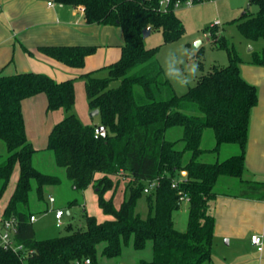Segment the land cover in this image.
Here are the masks:
<instances>
[{"label": "trees", "instance_id": "1", "mask_svg": "<svg viewBox=\"0 0 264 264\" xmlns=\"http://www.w3.org/2000/svg\"><path fill=\"white\" fill-rule=\"evenodd\" d=\"M56 1L84 5L88 23L118 25L124 34L118 60L82 75L90 108L99 110L100 124L84 123L75 113H69L54 124L46 146L57 165L65 168L72 187L84 190L91 185L98 205L112 217L100 221L85 211L84 227L74 228L69 223L65 234L37 237L30 219L35 214L29 209L31 193L35 190L42 200L45 187L59 184L61 177L35 167L37 149L27 136L22 101L43 92L48 111L70 110L75 102L74 80L58 81L37 71L0 73V139L7 150L0 154V197L14 167L17 163L20 166L15 190L2 216L16 219L14 239L27 250L23 259L20 253L0 246V264H75L86 258L90 264H97L99 254L118 257L124 245L132 242L135 249H142L148 240L152 241L153 257L140 259L138 264H210L218 179L238 177L240 191L236 196L264 200V181L243 177L250 114L258 102L257 86L241 74L244 60L226 37H215L212 27L213 40L227 50L228 64L213 65L195 85L179 94L155 58L157 47L146 46L143 36L147 26L159 29L164 42L183 33L182 19L174 7L178 0H171L167 10L160 7V0ZM249 2L256 3L258 10L253 13L247 9L235 20L240 33L255 41L264 38V0ZM96 49V45L79 44L38 47L74 67H82L86 56ZM26 51L31 53L28 48ZM251 56L249 62L264 65V47L253 50ZM104 70L106 74L99 76ZM99 125H104L106 132L96 135ZM174 126L182 127L183 148L176 147V140L166 138V130ZM206 128H211L216 138L213 150H219L223 143H236L239 153L212 162L201 160ZM187 151L190 156L184 161ZM122 173L131 182L117 207L114 176ZM153 179L158 185L147 193L148 212L142 216L136 209L137 202L147 181ZM174 180L176 186L172 185ZM108 190L112 194L107 198ZM180 192L189 196L184 230L176 227L173 216L182 203ZM77 203L72 199L69 206Z\"/></svg>", "mask_w": 264, "mask_h": 264}, {"label": "rangeland", "instance_id": "2", "mask_svg": "<svg viewBox=\"0 0 264 264\" xmlns=\"http://www.w3.org/2000/svg\"><path fill=\"white\" fill-rule=\"evenodd\" d=\"M249 3V0H204L202 2H195L191 6L182 5L176 9V13L182 19L184 27L183 33L173 41L164 42L162 32L159 29H153L149 35L145 36V45L148 47H157L158 50L155 58L161 63L164 70L165 57L170 50L172 56L177 60L183 59L184 56L188 55L184 52V50H187L191 54V61L198 64V75L194 83L190 85L193 86L196 84L199 77L209 71L213 65L225 66L229 61L227 50L213 40L211 36L212 27L215 28V37H217V39L221 35L226 37L230 45H234L244 61H248L252 58L251 55L253 50L260 51L262 47H264V38L251 41L245 38L238 29L235 19L239 18L247 9L253 13L258 10V5L256 3H251L248 8L247 5ZM217 21H219V23L215 24ZM198 41H200V43ZM197 42L198 44L195 45ZM105 74V70L98 73L99 76ZM73 80L75 84L74 105L70 110L62 108L60 111L61 117L57 121L73 112L84 123L100 124V116L98 114L94 116L90 114L92 109L90 108L85 93V78L77 76ZM171 82L179 94L184 93L190 87L187 86L182 88L172 80ZM115 84H117V82ZM25 110L30 125V131L31 129L34 130L32 132L37 135L35 141L41 148L34 154L33 162L35 167L43 172L61 177V182L59 184L45 187V194L42 200L38 199L35 190L31 193L29 209L37 216L36 221L33 222L37 237L46 238L65 234L68 232L67 225L69 223H71L74 228L84 227L86 224L84 217L85 211L89 214L96 215L100 221L111 218L112 216L106 214L98 205L96 190L93 187L84 190L74 189L71 180L66 176L65 168L57 165L53 152L45 147L48 142V128H50L49 126L56 116L52 114L45 115L43 103H32L29 107L26 106ZM55 113L58 114L54 115H59V112ZM165 135L166 138L177 141L176 147L183 148L184 142L181 140V126L168 128ZM215 145L216 138L213 130L211 128H206L201 143L205 151L200 156V159L212 162L239 153V146L236 143H223L219 150H213ZM6 153V146L0 139V154ZM189 156V152H185L184 161H187ZM19 172L20 166L17 163L8 186L0 197V214L15 190ZM244 176L246 177V174ZM114 179L117 181L115 187V195H117L116 203L120 204L121 198H123L122 195H124L127 190V186L131 182V179L124 173L114 176ZM226 179H235L237 185L229 186L225 184ZM215 189L237 194L240 191V179L238 177L222 176L221 180L216 184ZM111 194L112 190H108L105 196L110 197ZM50 195L55 197V202L49 200ZM142 195L143 196L138 200L136 209L142 216H146L148 207L145 196L147 193L144 192ZM75 198L78 203L69 206V201ZM58 206H62L65 209V215L63 217L64 224L62 226L56 225L55 212L53 209ZM173 216L176 227L184 230L188 221V202L186 200L182 201L180 208L174 211ZM222 241L224 243L219 242L218 244L217 242V244H213V257H221L227 264H239V262H235L234 259L240 252L245 250V246L239 247L234 243L227 245L225 239ZM101 248L102 245L100 244L99 251ZM152 257L153 248L151 240H148L146 246L142 249H135L132 242H130L128 245L123 246L122 254L118 257H106L99 254L97 264H138L140 259L149 260ZM210 264L216 263L212 260Z\"/></svg>", "mask_w": 264, "mask_h": 264}, {"label": "crops", "instance_id": "3", "mask_svg": "<svg viewBox=\"0 0 264 264\" xmlns=\"http://www.w3.org/2000/svg\"><path fill=\"white\" fill-rule=\"evenodd\" d=\"M84 9V5L81 4H64L56 0H0V73L37 71L47 73L61 81L74 79L77 76L83 77L86 72L118 60L125 42L121 26L88 23ZM54 44L96 45L97 49L86 56L82 67H74L38 50L41 45ZM26 48L30 49L31 53H28ZM249 61L240 64V71L246 80L257 86L258 102L253 106L250 114L243 176L246 174L245 178L264 181V65ZM47 101V96L43 92L22 101L27 136L37 151L41 148L35 141L37 135L32 132L34 130L30 131L25 109L32 103H43L45 115L56 116L48 128L49 136L52 127L61 117L62 108L48 111ZM55 112H59V115H54L58 114ZM221 178L222 176L218 182ZM225 184L237 185L235 179H226ZM217 191L213 244L224 243L222 240L225 239L227 245L234 243L239 247L245 246V250L234 259L235 262L264 264V243L262 250H258L250 239L252 233H258L262 235L264 242V200L236 196L225 190ZM116 196L114 202L118 207L120 204L116 203ZM213 256L212 254V260L216 264H227L221 257Z\"/></svg>", "mask_w": 264, "mask_h": 264}, {"label": "built area", "instance_id": "4", "mask_svg": "<svg viewBox=\"0 0 264 264\" xmlns=\"http://www.w3.org/2000/svg\"><path fill=\"white\" fill-rule=\"evenodd\" d=\"M171 0H160V7H162L164 10H167V5L170 3ZM194 4L193 0H186L184 2L176 1L174 3V7L177 9L178 7L182 5L191 6ZM219 23L217 21L215 24ZM100 129L99 127H95V134H99ZM185 171H182V175H185ZM158 185V181L156 179L148 180L145 187L144 192L149 193L152 190H154ZM173 186L177 185V181L174 180L172 183ZM180 199L181 201H188L189 196L186 193L180 192ZM49 200L51 202H55V197L50 195ZM55 212V219H56V225L62 226L64 224L63 217L65 215V209L63 207H56L53 209ZM31 221H35L37 219L36 214H32L30 217ZM17 221L14 217L12 218H3V216H0V246H2L5 249H12L13 251L20 253L21 257L24 259V257L27 255V250L23 246L22 243H18L14 239V233L16 231ZM251 242L256 246L258 250H262L263 248V237L262 235L258 233H252L250 236ZM90 259L86 258L83 261H76L75 264H90Z\"/></svg>", "mask_w": 264, "mask_h": 264}, {"label": "clouds", "instance_id": "5", "mask_svg": "<svg viewBox=\"0 0 264 264\" xmlns=\"http://www.w3.org/2000/svg\"><path fill=\"white\" fill-rule=\"evenodd\" d=\"M184 52L188 55L184 56L183 59L177 60L172 56L170 50L166 54L164 61L165 75L182 88L192 85L198 75V64L191 61V54L187 50H184Z\"/></svg>", "mask_w": 264, "mask_h": 264}, {"label": "water", "instance_id": "6", "mask_svg": "<svg viewBox=\"0 0 264 264\" xmlns=\"http://www.w3.org/2000/svg\"><path fill=\"white\" fill-rule=\"evenodd\" d=\"M249 5H250V3L247 5L248 8H249ZM151 30H152V27L151 26L145 27L143 29V36L145 37V36L149 35L151 33ZM198 42L200 43V41H198ZM198 42L195 43V45H197ZM98 113H99V110L98 109H93L90 114L92 116H94V115H97ZM99 129H100V131L102 133H105L106 132V127L104 125H99Z\"/></svg>", "mask_w": 264, "mask_h": 264}]
</instances>
